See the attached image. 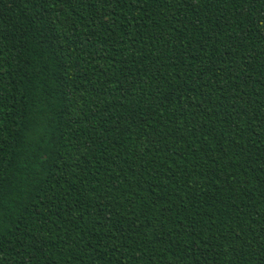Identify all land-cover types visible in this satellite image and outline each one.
I'll list each match as a JSON object with an SVG mask.
<instances>
[{"label": "trees", "instance_id": "trees-1", "mask_svg": "<svg viewBox=\"0 0 264 264\" xmlns=\"http://www.w3.org/2000/svg\"><path fill=\"white\" fill-rule=\"evenodd\" d=\"M0 264H264V0H0Z\"/></svg>", "mask_w": 264, "mask_h": 264}, {"label": "snow or ice", "instance_id": "snow-or-ice-1", "mask_svg": "<svg viewBox=\"0 0 264 264\" xmlns=\"http://www.w3.org/2000/svg\"><path fill=\"white\" fill-rule=\"evenodd\" d=\"M4 179H3V173L0 172V198L3 197V194H4Z\"/></svg>", "mask_w": 264, "mask_h": 264}]
</instances>
